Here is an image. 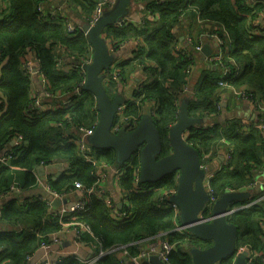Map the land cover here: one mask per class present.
Masks as SVG:
<instances>
[{
  "label": "trees",
  "instance_id": "obj_1",
  "mask_svg": "<svg viewBox=\"0 0 264 264\" xmlns=\"http://www.w3.org/2000/svg\"><path fill=\"white\" fill-rule=\"evenodd\" d=\"M47 1L0 0L2 6L8 7L0 16V59L6 58L5 63L0 65V150L5 152L14 147L10 140L15 134L23 137L20 145L13 148L11 159V165L20 169L0 165V194L13 181H17L21 188V192L2 201L0 222L7 227L0 229V264H26L27 258L42 242H47L51 234L61 230V223L49 213V205L39 200L28 201L23 195L24 191L36 185L32 167L57 160L64 162L66 172L56 177L48 176L47 182L58 192L70 191L76 181L81 182L84 188L94 185L95 164L115 165L117 168L113 184L123 201L120 210L128 217L125 221L114 220L104 199L89 194L87 211L64 217V221L75 218L88 225L89 231L81 234L80 242L94 244L95 250L125 245L133 256L138 252L133 242L165 233V237L175 243L174 250L169 254V264H192L190 248L206 247L209 242L187 231H173L174 211L168 198L176 190L174 178L170 176L166 181L141 182L137 178V156L117 164L113 150L91 148L88 151L93 157L91 162L84 159L72 143L78 137L77 128L94 126L98 117L94 97L82 89L85 71L79 66L81 58H90L92 50L80 29L68 32L63 17L56 15L53 19L37 11V7ZM71 1L85 13V21L98 2ZM254 1L250 5L248 0H148L147 8L156 15V25L145 21L141 26L121 24L104 28L103 34L110 40L112 49L129 39H138L134 56L116 63L117 80L110 78L105 86L114 95L117 82L124 81L127 66L134 63L143 70L146 78L135 85L132 98L125 101L122 115L131 127L143 113L150 115L161 135L160 157L170 152L167 132L177 118L182 99H186L187 113L191 117L204 119L217 116L218 95L226 88L218 85L217 80L223 78L233 87L248 89L264 105V27L249 21L263 9V3ZM194 7L200 19L220 25L227 33L229 53L223 63L230 67L231 72L227 77H222V74L204 76L196 91L188 95L184 87L193 67L195 52L191 47H182L175 53L171 28L179 22L182 10ZM192 44L195 45V42L192 41ZM28 51L34 55L43 76L44 88L54 96H51V101L65 98L69 104L37 114L32 111L33 82L31 75L21 66ZM58 59L61 65L72 67H58ZM147 102L153 104L149 111L144 110ZM244 128V124L236 118H228L223 121L214 119L188 132L186 141L198 151L201 162H208L209 157L219 149L231 148L235 152L233 158L210 179L212 192L217 197L223 195L227 188H246L264 166L262 132L253 125L247 130ZM203 155L209 157L204 159ZM251 190V197L262 193L254 185ZM110 199L114 202L112 197ZM228 221L237 226L236 247L246 246L264 254L261 226L264 225V204L237 210L228 216ZM54 264L82 263L67 257ZM93 264H119V261L113 253H107ZM217 264H232V257H226ZM249 264L264 262L259 255L252 257Z\"/></svg>",
  "mask_w": 264,
  "mask_h": 264
},
{
  "label": "water",
  "instance_id": "obj_2",
  "mask_svg": "<svg viewBox=\"0 0 264 264\" xmlns=\"http://www.w3.org/2000/svg\"><path fill=\"white\" fill-rule=\"evenodd\" d=\"M129 3L130 0H116L114 6L93 25L87 22L81 24L92 50L91 61L84 66L82 89L92 94L98 113L94 130L87 138L89 149L113 150L117 164L129 161L133 155L137 156L138 180L141 182L166 181L177 173L176 190L168 200L179 209L180 225L195 237L209 242L206 247L190 248L192 264H217L226 257H232V264H247L248 250L236 253L237 226L228 221L226 214L230 206L242 203L249 197L248 191L221 195L212 207L210 221H202L198 216L209 199L203 185L209 169L201 166L198 151L186 138L189 130L202 124L207 117L201 119L189 116L187 101L182 99L178 105L177 118L167 132L170 152L161 157V135L149 114L143 113L132 128L123 126L112 131L117 109L125 100L120 94L111 95L105 86L103 71L113 64L116 57L107 46L103 30L122 20ZM206 49L204 45L201 51L209 55ZM65 202V199H56L53 204ZM149 261L163 264L154 255Z\"/></svg>",
  "mask_w": 264,
  "mask_h": 264
},
{
  "label": "built area",
  "instance_id": "obj_3",
  "mask_svg": "<svg viewBox=\"0 0 264 264\" xmlns=\"http://www.w3.org/2000/svg\"><path fill=\"white\" fill-rule=\"evenodd\" d=\"M248 1L250 5L255 2V1H250V0ZM115 2L116 0H98L94 10L90 14V16L86 19L85 22H87L89 25H93L104 12L110 10L114 6ZM37 11L40 12L41 15L47 16V17L53 18V16L55 15L54 11H45L41 5L37 7ZM59 16L64 18V26H65L66 31L76 32L77 29H80L82 31V27L80 25H76L75 23L71 22V20H69L66 15L59 14ZM144 22L145 21L142 20L141 25L144 24ZM125 23L126 21L123 16L122 20L115 22L114 25L118 26V25L125 24ZM174 27L175 26L171 28V32L174 36V43H175L174 52L176 53V51L180 50L182 47L180 46L177 40V37L175 36L173 32ZM83 34L85 35V32H83ZM103 36L104 38H107L105 37V35ZM132 42L136 46L138 43V39H132ZM217 45H218L217 51L213 53L212 55H209L207 57L209 59L207 60L213 65H215L217 69L222 71L221 73L222 77H227L230 75V72H231L230 67L226 65L225 63H223V59L226 58L227 53L223 51L222 46L220 47V45H222L221 40L217 41ZM191 48H193L194 52H201L202 46L199 44V45L191 46ZM31 54L33 53L26 52L24 56V61L22 62L21 66L24 68L25 72H28L31 75L30 78H32V76H38L41 79L40 89L38 91L34 90L31 92L32 97H33V103L31 106L32 111L34 110L35 113L37 114V113H41L47 110H56L60 107H63V105L69 104V100L65 98L64 100H60L57 102L51 101V96L53 95L44 88L43 76L38 69L37 62L34 60V57L31 56ZM91 57H92V54L90 58H81V63L79 65L81 69H84V66L91 61ZM5 61H6V58H3L2 60L0 59V65L4 64ZM60 63L62 62L58 59L56 62V65L58 67H64L65 69H70L72 67L71 65H61ZM116 66H117L116 63H114L110 67H108L106 70L103 71L105 85L108 84L110 78H112L113 80H117V77H116L117 67ZM217 84L222 86L223 88L224 87L230 88L232 93L237 98L247 101L253 108L257 110V117L252 125L256 126L260 130V132H262L263 134L264 133V105L260 101V99L256 95H254L252 92H250L248 89L243 88L242 86L237 88V87H233L229 85L226 82V80H224L223 78L217 80ZM124 104L125 102L121 106H119V108L117 109L116 118H115L112 131H117L123 126L127 128H132L128 122V119L122 115ZM136 123L137 122H134L133 126ZM94 126L92 127L79 126L77 128L78 137L72 140V143L76 145V147L78 148L83 158L91 162H93V157L90 154H88V151L90 150L89 149L90 146H89L87 138L88 136L92 134L94 130ZM22 140H23L22 135L17 133L10 140V143L11 145H14L15 147V146L20 145ZM13 148L5 152L0 150V165H7L13 169L14 168L20 169V168H17L11 165ZM234 154L235 152L233 153V149L227 148L226 157L223 163L220 165V167L217 170H219L222 166H225L227 162L231 159V157L233 158ZM208 157L209 155L206 158L203 155L204 159H207ZM205 161L201 162V166H206L207 162ZM53 162H60V161L57 160ZM60 163L64 165V162H60ZM95 165L97 167L96 172H95L96 173L95 174L96 175L95 184L88 188H84L81 182L76 181L74 182L73 188L68 192L67 191L58 192V191L53 190L52 188H50L47 182V178L41 179L37 175L34 174L33 170H31L34 176L36 177L35 187H40L41 189H43L45 191V194L36 192L34 194H31L30 196H27V200L28 201L39 200L49 205V208H50L49 213L52 215L53 218L55 217L54 219H57L61 223L62 228L60 231L51 234V237L47 242H42L39 245V247L35 250V252L27 258L26 264H54L56 261H61L67 257L75 258L79 260L82 264H93L99 257L107 253H113L117 257L119 264H153L149 261V258L152 255L156 256L163 264H169V254L172 250H174L175 243L170 242L165 237V233H158L146 239L133 242L132 244L137 246L138 252L136 255L132 256L129 254L125 245H114L108 249L100 248L99 250H95L94 244H90V245L84 244L83 242H80L79 240V237L81 236L82 233H84L85 231H89V227L86 223H84L83 221L76 220L75 218H72L70 221H64V217H67L72 214L82 213L88 210L87 205L89 201V198H88L89 194H94L97 197L104 199L105 203L107 204L109 208L111 217L114 220L120 222V221H125V219H127L128 214L120 210L122 207L123 201L121 200L120 202H115V201L112 202L110 199L111 197L107 195V189L105 188L103 184V181L107 177V171H108L109 165L108 164H99V165L95 164ZM63 172H60L59 174ZM215 172L208 173L204 177V180H203V185L209 195V199L205 204L204 210L199 212L198 214L200 220L202 221H210L212 219V207L215 201L219 198L213 194L211 186H210V179L214 175ZM177 175H178L177 173L173 175L174 181H176L175 179ZM137 178H138V173H137ZM253 185L261 189L262 193L257 196L251 197V192L253 191L251 190V187ZM74 191L76 192V198H74L70 202L60 203V205L53 204L54 200L58 199L61 201L65 196H67L70 193H73ZM240 191H248L249 197L242 203H237V204L230 206L226 214L227 218L230 214H232L233 212L237 210L251 207L254 204H259V203L264 204V180L258 181L257 179H255L253 183L247 185L246 188L242 190H233V189L227 188L225 193L226 192H240ZM19 192H21L19 183L17 181H13L9 185L8 189L5 192L0 194V202H2L6 197L8 196L11 197L12 195L19 193ZM174 193H175V190L171 192L170 196H172ZM171 206L173 207V211H174L173 231H178V232L187 231L186 228L180 225V216H179L178 207L174 203H172ZM65 229H68V232L72 234L73 240L76 243H78V245L81 244L88 248H91L92 253L88 254L87 257H84L81 253L77 251L78 249H74L73 251H71V253H68V254H65L64 252H62V249H63L62 246L64 242H63V238H61L58 233ZM243 250H248L247 264H249L252 257L259 256V255H261V258L264 262V254H260L257 251H252L250 248L246 246L237 247L236 253L243 251Z\"/></svg>",
  "mask_w": 264,
  "mask_h": 264
},
{
  "label": "crops",
  "instance_id": "obj_4",
  "mask_svg": "<svg viewBox=\"0 0 264 264\" xmlns=\"http://www.w3.org/2000/svg\"><path fill=\"white\" fill-rule=\"evenodd\" d=\"M150 1V0H149ZM254 1V0H250ZM263 3V9L258 11L257 16L254 18H249V21L253 23H260L261 27H264V0H259ZM158 1H155L157 3ZM148 0H130L129 5L127 6V13L124 15L126 25H136L141 26V21H148L150 24L156 25V15L150 12L147 8ZM41 6L45 9V11H54L55 15L53 19H55L59 14L66 15L71 22L76 25H80L85 22L84 17L85 13L79 7L78 4L74 3L71 0H49L45 3H42ZM5 7L0 3V16L2 15L3 9ZM6 10L8 9L5 8ZM156 22V23H155ZM173 32L177 37V40L181 47H191L194 46L192 41L195 42V45H201L202 47L205 45L207 47V52L209 55L215 53L218 49L217 41L221 40L223 51L225 53H229V44L230 40L223 28L220 25H215L210 20H202L199 18L197 8H187L182 10V15L177 24L174 25ZM261 29V28H260ZM264 34V31L262 32ZM219 38V39H218ZM107 46L115 55L114 63H118L122 60L130 59L134 56V48L135 44L132 42V39H129L123 42L118 48L112 49L110 40L105 38ZM110 47H109V45ZM61 50V48H60ZM31 52V51H28ZM209 55H204L201 52H195V59L193 61V67L190 70L189 75L186 78V83L184 90L189 94H193L196 91V87L198 83L204 76L216 77L218 74H221L222 71L217 69L215 65L210 63L207 59ZM31 56L34 57L33 54ZM68 61V59H66ZM134 63H131L126 67L125 77L123 82H117L116 91L113 94H120L123 99L126 101L127 99L132 98V91L140 81L145 80V74L143 70L137 66H134ZM32 91L39 90L41 79L38 76H32ZM2 96V94H0ZM219 97V111L217 116L214 115L212 117H207V119L202 124H208L209 122L214 121V119L218 121H223L228 118H236L238 122L244 124L245 128L248 129L249 126L253 124L257 117V110L253 108L247 101L237 98L230 88L226 87L224 90H221V93L218 95ZM153 104L150 102L145 103L144 110L149 111L152 109ZM147 113V112H145ZM206 118V117H205ZM226 148L219 149L216 151L217 153L212 157H209V161L206 164V167L209 169V173L215 172L220 165L223 163L226 157ZM235 155V154H234ZM65 164L63 165L60 162H53L50 164H36L32 167L34 174L37 175L41 179H45L48 176H56L60 172L65 171ZM117 168L115 165L110 166L107 171V179L103 181L105 188L108 190L109 196L113 198V201L120 202L121 194L116 189L113 184V176L116 174ZM256 179L258 181L264 180V166L262 170L257 174ZM36 192H40L45 194V191L40 187L32 188L28 191H24V196H30ZM76 198V192L68 194L63 199L67 202H70ZM62 199V200H63ZM2 202H0V209L2 206ZM262 226V231L264 232V225ZM7 226L0 222V229L6 228ZM61 238H63V246L62 252L65 254L71 253L74 249H78L77 251L81 253L84 257H87L88 254H91V248H88L84 245L76 243L73 240L72 234L68 232V229H65L58 233ZM36 254V253H35Z\"/></svg>",
  "mask_w": 264,
  "mask_h": 264
},
{
  "label": "rangeland",
  "instance_id": "obj_5",
  "mask_svg": "<svg viewBox=\"0 0 264 264\" xmlns=\"http://www.w3.org/2000/svg\"><path fill=\"white\" fill-rule=\"evenodd\" d=\"M46 165V164H45ZM263 238H264V236H263ZM208 242V241H207Z\"/></svg>",
  "mask_w": 264,
  "mask_h": 264
}]
</instances>
